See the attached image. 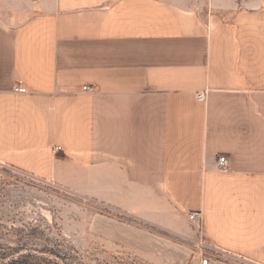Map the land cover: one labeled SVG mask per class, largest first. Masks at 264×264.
I'll return each mask as SVG.
<instances>
[{"label": "crops", "instance_id": "crops-1", "mask_svg": "<svg viewBox=\"0 0 264 264\" xmlns=\"http://www.w3.org/2000/svg\"><path fill=\"white\" fill-rule=\"evenodd\" d=\"M3 168L152 264H264V0H0Z\"/></svg>", "mask_w": 264, "mask_h": 264}, {"label": "rangeland", "instance_id": "rangeland-1", "mask_svg": "<svg viewBox=\"0 0 264 264\" xmlns=\"http://www.w3.org/2000/svg\"><path fill=\"white\" fill-rule=\"evenodd\" d=\"M101 212L111 213L97 201L14 169H0L1 245L44 250L59 255L60 264H152L87 233L83 216ZM192 246L198 254L202 250L200 256L208 263L216 257L229 260L215 252L203 235Z\"/></svg>", "mask_w": 264, "mask_h": 264}, {"label": "trees", "instance_id": "trees-1", "mask_svg": "<svg viewBox=\"0 0 264 264\" xmlns=\"http://www.w3.org/2000/svg\"><path fill=\"white\" fill-rule=\"evenodd\" d=\"M60 261L59 255H50L44 250H25L0 244V264H60Z\"/></svg>", "mask_w": 264, "mask_h": 264}, {"label": "built area", "instance_id": "built-area-1", "mask_svg": "<svg viewBox=\"0 0 264 264\" xmlns=\"http://www.w3.org/2000/svg\"><path fill=\"white\" fill-rule=\"evenodd\" d=\"M84 91H92V88H88V87H85L83 88ZM199 99H203V96H199ZM58 150H60L59 148H57ZM225 162H226V158L225 157H221L219 158L218 160V165L220 168H224L225 167ZM199 218H200V214L197 213V212H191L189 215H188V219L193 222V223H197V221H199ZM200 247V243H198V245ZM199 252L201 253L202 250L199 248Z\"/></svg>", "mask_w": 264, "mask_h": 264}, {"label": "water", "instance_id": "water-1", "mask_svg": "<svg viewBox=\"0 0 264 264\" xmlns=\"http://www.w3.org/2000/svg\"><path fill=\"white\" fill-rule=\"evenodd\" d=\"M203 264H208V262L205 260V261L203 262Z\"/></svg>", "mask_w": 264, "mask_h": 264}]
</instances>
